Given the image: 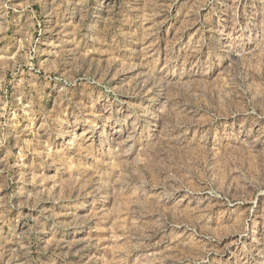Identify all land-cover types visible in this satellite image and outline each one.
<instances>
[{"label":"rangeland","instance_id":"obj_1","mask_svg":"<svg viewBox=\"0 0 264 264\" xmlns=\"http://www.w3.org/2000/svg\"><path fill=\"white\" fill-rule=\"evenodd\" d=\"M0 264H264V0H0Z\"/></svg>","mask_w":264,"mask_h":264}]
</instances>
